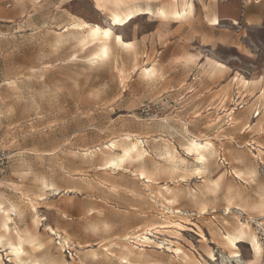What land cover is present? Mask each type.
Masks as SVG:
<instances>
[{
  "label": "rangeland",
  "instance_id": "1",
  "mask_svg": "<svg viewBox=\"0 0 264 264\" xmlns=\"http://www.w3.org/2000/svg\"><path fill=\"white\" fill-rule=\"evenodd\" d=\"M188 1L0 0L2 264H264V0Z\"/></svg>",
  "mask_w": 264,
  "mask_h": 264
},
{
  "label": "bare ground",
  "instance_id": "2",
  "mask_svg": "<svg viewBox=\"0 0 264 264\" xmlns=\"http://www.w3.org/2000/svg\"><path fill=\"white\" fill-rule=\"evenodd\" d=\"M120 1V0H119ZM179 0H170L169 2V6L168 7H162V8H158V13L162 16H166V15H170L174 18H181L184 15H186L187 10H188V0H180V5L179 8H177L176 6V2ZM134 6V5H133ZM144 10V9H143ZM142 11V10H141ZM140 11V12H141ZM135 10H133L131 8H127L125 11H111L109 16L106 17V19H104L105 24H100V23H89L86 21H81L80 23H77V27H79L80 29H84L86 30V37L90 40H96L99 38L108 40L110 39L112 36L114 37V40L118 43H122V44H128V42H125L122 38V35L120 33H115L114 32V28H119V27H123L125 26L132 18L135 17ZM144 14L147 13H152L150 9H148L147 11L143 12ZM138 14V13H137ZM218 18L217 16H214L212 18V22L216 23L218 22ZM114 20H119L121 21L120 23H114ZM209 21H211L209 19ZM107 33V35L105 34ZM121 44V45H122ZM124 45V46H125ZM123 46V47H124ZM101 55H105L107 53V47L104 45L101 46ZM128 47V46H127ZM105 57V56H104ZM149 69V68H148ZM147 69V71H148ZM146 70V69H145ZM147 73V72H145ZM150 74V73H149ZM130 138V137H129ZM136 141V140H135ZM140 142V141H139ZM129 144V143H128ZM137 144V143H136ZM135 144V145H136ZM125 145V144H124ZM132 145V144H131ZM130 146V144H129ZM140 146V145H139ZM188 150H192L199 155V158L201 159V157L203 158V152H205L204 150L206 149V143H202L199 139L197 138H192L189 142L188 145ZM128 146H126L125 148H127ZM131 147V146H130ZM129 147V148H130ZM133 147V146H132ZM122 148V147H121ZM131 149V148H130ZM129 149V151H130ZM134 149V148H133ZM143 150V149H141ZM88 151V150H87ZM124 151V149H123ZM127 150H125V152L123 153H127ZM187 151V150H186ZM191 151V152H192ZM143 153V151H141ZM145 153V152H144ZM197 156V155H196ZM107 162V161H106ZM111 162V161H110ZM106 166V165H105ZM141 172V171H140ZM140 172H138L140 174ZM145 175V174H144ZM142 176V175H141ZM12 218L9 217L8 211L7 210H3V206L2 203L0 202V244L3 242L6 246H8V248L10 249V252H13L15 255H18L20 253L21 250V242L25 239L22 232H20L17 229L11 230V226L10 224L12 223ZM172 224V223H171ZM170 225V224H169ZM178 225V224H177ZM175 226V225H174ZM155 227V226H153ZM151 226H149V228L147 229L148 231H150L151 228H153ZM161 227V226H160ZM182 227V226H181ZM183 229V228H181ZM52 230V229H51ZM159 232V231H158ZM140 235V234H139ZM143 236V235H141ZM238 237V236H237ZM145 239H148L147 237H143ZM252 245H253V249L255 253H259L260 252V245L257 241L256 238H252ZM15 240L18 241V243H15ZM2 243V244H3ZM139 244V243H138ZM234 245V244H233ZM235 247V246H234ZM175 251V250H174ZM22 252V251H21ZM21 254V253H20ZM40 259V258H39ZM36 260V259H35ZM0 264H2V259L0 257Z\"/></svg>",
  "mask_w": 264,
  "mask_h": 264
},
{
  "label": "crops",
  "instance_id": "3",
  "mask_svg": "<svg viewBox=\"0 0 264 264\" xmlns=\"http://www.w3.org/2000/svg\"><path fill=\"white\" fill-rule=\"evenodd\" d=\"M11 4H12V2L10 1V2H8L7 4H6V6L7 7H10L11 6ZM97 9V8H96ZM99 10V9H98ZM99 11H101V10H99ZM19 11L17 10V9H12V10H3V11H1L0 12V15L2 16V18H0V20L1 21H6V22H11L14 18H16V16H18V13ZM145 15H148V14H145ZM133 19V18H132ZM131 19V20H132ZM130 20V21H131ZM129 21V22H130ZM128 22V23H129ZM127 23V24H128Z\"/></svg>",
  "mask_w": 264,
  "mask_h": 264
},
{
  "label": "built area",
  "instance_id": "4",
  "mask_svg": "<svg viewBox=\"0 0 264 264\" xmlns=\"http://www.w3.org/2000/svg\"><path fill=\"white\" fill-rule=\"evenodd\" d=\"M8 156L6 150L0 146V182L3 176L4 171L7 168Z\"/></svg>",
  "mask_w": 264,
  "mask_h": 264
},
{
  "label": "snow or ice",
  "instance_id": "5",
  "mask_svg": "<svg viewBox=\"0 0 264 264\" xmlns=\"http://www.w3.org/2000/svg\"><path fill=\"white\" fill-rule=\"evenodd\" d=\"M114 23H120L121 21H119V20H114L113 21ZM106 35H107V33H105ZM201 159H203L202 157H201Z\"/></svg>",
  "mask_w": 264,
  "mask_h": 264
}]
</instances>
